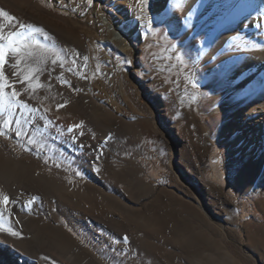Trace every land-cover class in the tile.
<instances>
[{"label": "bare ground", "instance_id": "6f19581e", "mask_svg": "<svg viewBox=\"0 0 264 264\" xmlns=\"http://www.w3.org/2000/svg\"><path fill=\"white\" fill-rule=\"evenodd\" d=\"M88 1L94 0H64L69 7L79 10V15L89 9ZM109 1L118 9L119 17L115 18V25L105 14L109 30L102 31V37L115 36L114 43L119 44L123 51L128 50L131 41L121 31L129 36L139 35L147 43L156 24H170L175 29L167 35L169 46L164 58L154 56L152 60L156 72L151 79L158 92L155 101L166 111L169 122L186 138L181 165L205 189V199L222 222L219 225L224 231L238 228L240 212L227 193L208 179L211 154L217 145H221L226 153L243 155L244 169L239 183L257 195L256 215L259 217V221L245 228L253 242L258 243L264 261V1ZM26 5L38 10L43 7L36 0H0V40L35 28L34 21L22 18ZM96 6L95 15L87 19L94 21L100 29L104 14L102 4L97 2ZM135 7L139 12L133 16ZM43 26L50 35L51 40L47 41L52 42L56 52L54 49H50L54 52H49L46 48L48 51L26 47L25 58H21L24 59V67L33 72L39 82V100L52 110H58V105L65 98L73 100V94L64 93L56 81L66 61L74 63L77 58H82L90 63L92 60L81 41L76 42L49 25ZM153 45L159 48L161 44ZM13 66L3 69L8 76H12ZM0 79L2 82L6 80ZM11 110L10 100L0 98L1 252L9 253L11 249L14 254L23 252L22 264H104L105 259L108 264H149L148 260L142 263L140 259L139 233L144 231L147 237L152 238L147 229L160 230V240L168 245L171 240L164 230L168 226L167 219L172 218L184 228L191 220L195 226L193 235L200 246L210 245V242L214 244L215 232H222L220 243L225 249L224 259L234 264L236 259L229 253L223 239V228L209 216L208 210L195 208L197 205L194 207L192 202L193 205L184 201L185 197L180 198L171 189L158 190L145 177L139 176L140 171L135 165H127V168L119 166L122 164L105 165L98 156L100 142L96 138L89 137L83 140L82 145L74 143L72 148L70 141L78 139V134L57 129V126H62L57 119L54 122L57 126H48L45 109L44 117L31 119L30 125L44 130L47 145H28L27 139L31 135L27 136L21 123L20 126L13 123ZM89 110L88 101L80 99L78 104L62 112L75 123L91 120L94 128L104 134L111 130L112 125L105 126V122L93 118ZM48 119L52 120L51 117ZM210 122L214 124H208ZM105 171L114 176V181L105 179ZM174 182L185 183L177 176ZM121 185L130 190H124ZM184 215L192 219L188 220ZM144 250L146 254L156 256L161 264L172 262V255L166 249L158 254L147 244ZM94 251L104 263L95 257Z\"/></svg>", "mask_w": 264, "mask_h": 264}, {"label": "rangeland", "instance_id": "374dc122", "mask_svg": "<svg viewBox=\"0 0 264 264\" xmlns=\"http://www.w3.org/2000/svg\"><path fill=\"white\" fill-rule=\"evenodd\" d=\"M36 1L41 6H43L41 7L42 9L44 8L43 10L34 9L33 7L26 5L24 6L25 13L22 14L23 20L35 22L33 24L35 25L36 29L34 28V31H30L32 34L30 32H22L17 35L13 34L11 37H1V39L5 38V40H0V75L3 76V73L5 74L4 77L0 76V78L6 79L3 81L4 83L0 79V98H5L8 101L10 100L13 123L15 122V125L17 124L19 126L22 124L21 127L27 133V136L31 135L30 138L27 139V144L47 145L44 130L36 127L33 128V126L30 125L32 120L43 118L44 111H46V124H48V126H57L54 123L57 119L59 122L61 121L60 123L62 125L59 127L57 126V129H61L63 132L65 131L64 133L78 134V139L76 138L70 141L73 144L72 148L75 147L74 143L82 145L84 143L83 140H86L89 137L94 139L96 138L100 142V153L98 152V156H100L102 160L99 157L98 158L104 162L105 165L107 163L113 166L122 164L119 165L122 168H127V165H135L136 169H139L140 171L139 176L145 177V179L149 183L155 185L158 190L171 189L172 191H175V193H177L180 198L183 199L185 197L184 201L188 203L192 202L194 205L192 203L191 205L194 207L197 205L195 208H203L205 209L204 211L208 210L210 213L209 216L215 222H217L218 225L219 223L222 224V222L217 218V214L214 212L210 204L207 203L208 201L205 199V189L201 183L196 178L188 174L186 169H184V166L181 165L180 157L183 152L184 145L187 142V140H185L186 138L180 131L177 130V127L174 124L172 125V123L169 122L168 114L163 108L158 106L155 101V96L158 92L156 91L155 86L152 84L151 79L155 75L154 72H156V66L152 60L154 56L164 58L163 55L167 53L169 46V43L167 42V35L172 30H175L172 25L169 24V26H163L160 25V23L156 24L152 31L153 33H151L147 40V43H145L139 35L129 36L127 32L121 31L126 37H128L127 39L131 41L129 43L128 50L123 51L121 50V46L119 44L114 43L115 36L111 37L108 35L109 38L107 39L102 37V31L107 32L109 30L107 27V21L105 19V14L106 16L111 17L115 25H117L115 18L119 17V13H117L119 12L118 9L113 3H110L109 0H94L93 2L88 1L90 7L87 12L82 15L78 14L79 10L69 7V5L64 2V0ZM97 2L102 4L101 8L104 14L102 18L103 26L100 29L99 26L94 23V21L89 22L87 19L95 15L97 11ZM134 11L135 12L133 13V16H136V14L139 12L138 8L135 7ZM116 14H118V16ZM38 24L40 25L38 26ZM42 24L53 27L58 32L63 33V35H66L67 37H71L76 42L81 41L80 43L85 45L88 55H90L92 60L89 63L84 59L82 60V58H77V60H75L77 64L75 61L72 63V61L69 60L66 61L67 63L63 71L60 70L59 76L56 79V81H58V85L61 86L64 93L67 92L69 95L73 94L75 97L72 95L73 100L71 98H65V101L58 105L59 111L52 110L49 105L46 106L43 101L39 100V97H37V93L40 91V87L38 86L39 82L37 81L34 73L27 71V69L24 67V59H22L25 58L24 53L26 52L24 51L30 47L36 48L38 50H44L45 48L48 50L54 49L52 42H50V35L46 30H44V26ZM38 33L39 35H37ZM39 36L41 37L39 38ZM47 39L50 40L47 41ZM157 41L160 42L161 45L159 48L161 49L154 47L153 44L158 43ZM28 43H30L29 46L27 45ZM23 45L26 46L24 47ZM37 45H40V48L37 47ZM41 45L44 48H42ZM54 51L56 52L55 49ZM13 64L16 68L13 66ZM9 65L11 67L13 66L14 69L12 76H8L3 70ZM96 68L99 72L96 70ZM97 73H99V75ZM60 74L64 76L62 77ZM82 78L86 80L83 81L84 79ZM73 79L75 82H73ZM90 81L91 84H89ZM64 87H67L69 92L67 89H64ZM74 98L76 100H74ZM23 99L26 102H23ZM80 99L88 101L90 107L89 111L91 114H93V118L104 121L105 126L112 125L113 127L111 130H106L104 134L103 132L94 128L91 120L86 119L83 122L75 123L71 118H69V116L65 117L63 112L67 111V109H69L71 106L78 104ZM40 102L43 103L41 104ZM43 104L45 105L44 107ZM19 117L20 119H18ZM49 117H51L52 120L48 119ZM147 117L149 118L148 120ZM208 124H214V122H210ZM32 135L37 137L33 136V139ZM146 147L149 149L145 151V149H147ZM224 151L225 150L221 145H217L213 150L211 154V171L209 172L208 179L216 186L220 187L225 193H227L232 202L238 206L240 214L238 217L239 226L237 229H227L228 231H224L225 229L222 227V225H219L223 228V239L226 245H228L227 247L229 253L236 259V261L234 260V264H264V261L258 250V243H256L255 240V243L253 242L245 228L252 222L259 221V217L256 215L257 195H254L252 192L243 188L239 183L240 174L244 169V157L242 154L235 155L226 153V151ZM175 176L183 179L185 183H175ZM105 179L107 181H114L115 178L105 171ZM173 183L176 185V188L174 187L175 185ZM121 187H123V189L126 191L130 190L125 185H121ZM190 195L193 198H191ZM198 199L203 207L198 203ZM210 210L212 212H210ZM184 217L188 218V220L192 219L188 215H184ZM188 223V227H185L188 230H186L181 224L176 223V221L173 222L172 218L167 219L166 224L168 225V228L166 227L165 230L163 228V230L171 240L170 244L168 243V245L164 244L160 240V230H151L150 228L147 229L151 232L152 238L147 237L146 233L141 231L139 233V240L141 245L140 259L142 260V263L144 260H148L147 262L149 264H161L156 256L146 254L144 248L145 245L148 244L153 249H155V252H158V254L160 252L162 253V251H165L166 249L167 252L172 255V262L170 264H231L226 262L224 259L225 249L220 243L222 232H215L216 244L210 242V245L200 246L197 243L196 236L193 235L192 229L195 228V226L191 223V220ZM140 225L142 228H146V226H144L143 222L141 221ZM113 241L117 243L114 238ZM17 252L19 255L14 254L13 249H11V252L9 253H3L0 251V264H22L25 255L21 251ZM94 253L95 257L98 256L97 259L101 258L96 251H94ZM99 260L102 261V259ZM105 261V263L103 261L102 262L104 264H108L106 259Z\"/></svg>", "mask_w": 264, "mask_h": 264}]
</instances>
